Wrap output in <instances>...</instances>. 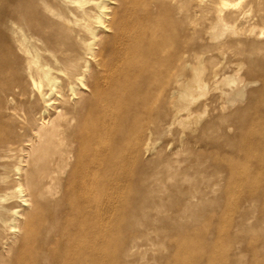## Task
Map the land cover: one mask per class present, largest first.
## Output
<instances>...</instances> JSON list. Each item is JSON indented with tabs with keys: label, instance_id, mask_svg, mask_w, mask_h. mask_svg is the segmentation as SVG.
<instances>
[{
	"label": "bare ground",
	"instance_id": "obj_1",
	"mask_svg": "<svg viewBox=\"0 0 264 264\" xmlns=\"http://www.w3.org/2000/svg\"><path fill=\"white\" fill-rule=\"evenodd\" d=\"M2 1L0 108L14 102L22 117L17 133L0 120V133L5 132L0 137V264H117L119 253L129 258L152 240L139 230L159 221L162 228L153 229L176 237L174 248L185 257L180 264H199L202 255L203 264H238L240 256L229 258L221 239L186 227L214 192L218 161L212 159L208 179L197 159L183 169L172 158L153 165L142 160L152 135L192 116L194 93L202 89L199 41L203 33L221 39L224 19L216 14L202 31V0ZM223 45L238 56L237 67L248 64L261 83L245 109L237 110L242 161L221 156L229 162L226 190L245 186L244 203L262 205L264 62L253 45ZM224 80L233 104L245 86L237 76ZM254 156L260 163L251 170ZM166 180L174 184L163 185ZM123 188L131 195L124 207H113ZM152 191L172 194L173 200L155 201ZM146 204L175 212L158 221L139 212ZM237 209L227 210L224 220L234 236L264 235V207L253 225L250 209ZM106 214L128 219L112 224V230L137 235L116 243L107 239ZM234 236L226 234L229 240ZM106 244L118 250L111 253ZM251 254L250 264H264V251Z\"/></svg>",
	"mask_w": 264,
	"mask_h": 264
},
{
	"label": "rangeland",
	"instance_id": "obj_2",
	"mask_svg": "<svg viewBox=\"0 0 264 264\" xmlns=\"http://www.w3.org/2000/svg\"><path fill=\"white\" fill-rule=\"evenodd\" d=\"M1 1L0 8L3 9L2 4L4 1ZM201 8L202 31L206 30L208 23L216 14H219L224 19L223 22L227 31L223 33L222 38L218 41L210 39L204 33L202 34L199 41L204 52V60L201 63L202 89L199 92H195L196 95L194 93L190 106L192 116L183 124L165 125L163 130H159L152 135L148 142L147 152L142 155V160L153 165L162 162L165 158H172L176 160L175 166L183 169L197 159L202 166V177L204 176L208 179H210L209 174L212 170V159L213 162L214 160L218 161L217 165L214 166L215 177L211 182H216L214 192L202 204L198 216L187 222L186 227L202 231L205 238L213 235L221 239L223 246H229V258L240 256L238 264H250L252 251H264V246L261 245L264 235L256 232L234 236L235 230L233 226L226 227L224 220L227 219V210L238 205V213L245 207L250 209L251 220L249 223L253 225L260 208L264 207V203L262 205L244 203L247 195L245 186L226 190V167L229 162L228 160H223L221 156L228 157L229 161H237L243 158V140L238 137L241 131H238L239 128H237L238 121H241L242 117L239 116L240 112L237 110L245 109L248 100L254 95L253 92H257L260 89L261 83L258 78L251 74L248 64H242L238 68V56L230 50L229 46L223 44L248 43L250 46L253 45L255 55L264 62V0H214V3H211V0H202ZM182 14H185V12L183 11ZM213 72L216 74L215 76H213ZM232 76H237L240 83L244 84L245 87L243 94L236 95L233 98L234 103L230 104L227 100L229 88L226 86L227 82L224 79ZM6 103L7 106L5 108H0V120L3 123H8L17 133L20 117L22 116L13 109L14 102H10V104L6 101ZM226 116L228 118L225 121H216V119L225 118ZM212 122L214 123L212 124L213 126L209 127ZM4 135L5 132L0 133V137H4ZM135 138V135L131 136L132 140ZM212 150H215L214 155H212ZM222 153L226 155H222ZM257 157L254 156L251 159L249 164L251 170L255 169V166L260 163ZM161 183L162 181L159 182V184ZM152 184L150 186L151 189L154 188ZM162 184L168 187L174 183L166 180ZM194 185H198L197 181L194 182ZM201 185V190L208 191L205 189L204 184ZM184 188L185 186L179 188L177 193L184 190ZM107 192L109 193V191ZM151 193H154L155 201L162 199L166 205L173 200V195L167 192L152 191ZM129 194L131 195L126 188L120 190V193L117 194V200L112 204L113 207H124L125 197ZM152 205L146 204L142 208L143 210L139 212H142L141 214L145 216H154L157 220L171 217L175 212V210L167 209L166 207L162 210H157ZM255 205L256 207H254ZM238 213H236V219ZM209 214L214 215V217L209 218ZM127 221L128 219L121 217V215L106 214V238L116 243L121 239H128L129 235L133 237L134 234L137 235L136 233L124 235L117 230L111 229L112 224L118 222L120 225H124ZM161 222L159 221L145 230L140 229L139 231L147 233L152 240L143 242L145 246L134 249L133 256L129 258L119 253L117 255L119 256L117 264H180L185 257L184 254L177 252L174 248V239L176 237L170 236L166 238L167 236L154 231V229L162 228ZM262 223L264 224V221ZM261 227L264 228V225H261ZM226 234L233 235L234 239H227ZM247 244H254L256 247L252 250L244 249ZM105 247L111 253L118 250L113 244H106ZM216 252L220 253V249ZM204 259L205 255H202L198 263L203 264ZM104 264H108L106 260ZM227 264L230 263L227 262Z\"/></svg>",
	"mask_w": 264,
	"mask_h": 264
}]
</instances>
